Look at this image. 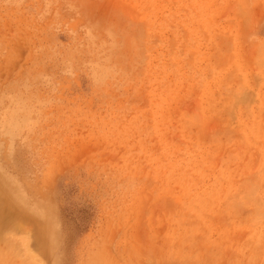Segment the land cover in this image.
<instances>
[{
  "label": "rangeland",
  "instance_id": "obj_1",
  "mask_svg": "<svg viewBox=\"0 0 264 264\" xmlns=\"http://www.w3.org/2000/svg\"><path fill=\"white\" fill-rule=\"evenodd\" d=\"M0 196V264H264V0H0Z\"/></svg>",
  "mask_w": 264,
  "mask_h": 264
},
{
  "label": "bare ground",
  "instance_id": "obj_2",
  "mask_svg": "<svg viewBox=\"0 0 264 264\" xmlns=\"http://www.w3.org/2000/svg\"><path fill=\"white\" fill-rule=\"evenodd\" d=\"M1 197V196H0ZM6 200V199H5ZM2 201H4V200H2ZM1 200H0V202H2ZM22 201V200H21ZM8 202V201H7ZM6 204V203H5ZM6 205H8V204H6ZM5 205V207H7ZM10 205V204H9ZM0 208H4V207H2V205H1V207ZM5 209V208H4ZM27 209V208H26ZM26 218V217H25ZM18 220V217H12V216H10L9 214H7L6 213V211H4L3 212V209H2V213L0 212V227H2L3 225H5V224H12V225H15L14 223H16V221ZM20 224V223H19ZM37 225H38V223H37ZM17 226H20V225H17ZM38 229H39V226H36ZM14 228V227H13ZM40 228H43V227H40ZM6 230V229H5ZM2 231V230H1ZM0 231V232H1ZM7 231V230H6ZM8 232V231H7ZM41 232V231H40ZM9 233V232H8ZM2 234V233H1ZM5 236V235H4ZM4 236H2L1 238H2V242H1V244L3 243V241H6V240H3V239H5L4 238ZM7 236V235H6ZM11 240V239H10ZM8 241H9V238H8ZM13 242V241H12ZM11 242V243H12ZM5 243V242H4ZM7 243V242H6ZM22 243H24V242H22ZM0 246H2V245H0ZM16 246V245H15ZM11 247V246H10ZM1 249V248H0ZM15 250H16V248H15ZM20 254V253H19ZM1 257V256H0ZM27 257V256H26ZM30 257V256H29ZM29 257H27V258H29ZM31 259V258H30Z\"/></svg>",
  "mask_w": 264,
  "mask_h": 264
}]
</instances>
